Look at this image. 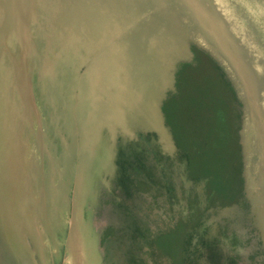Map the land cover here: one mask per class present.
Instances as JSON below:
<instances>
[{"label": "rangeland", "instance_id": "rangeland-1", "mask_svg": "<svg viewBox=\"0 0 264 264\" xmlns=\"http://www.w3.org/2000/svg\"><path fill=\"white\" fill-rule=\"evenodd\" d=\"M214 1L224 6L225 11L246 28L249 38L254 39L255 49L264 59V0ZM147 5L154 9L151 1ZM39 8V1H36L35 10L41 20ZM40 25L38 22L37 28L32 20L28 22L26 37L30 43H27L25 69H29V53L43 57L51 55L48 50H54L51 31L45 26L44 31L40 30ZM13 34L17 38V34ZM187 38L182 40L185 50L181 51L180 57H174L178 59V66L172 84L165 85L161 79L163 75H160L163 81L159 90L161 100L159 97L155 103L147 99L135 111L133 107L129 110L123 107L126 116L122 125L108 124L106 119L94 115L90 124L92 132L96 130L94 123L102 126L98 132L102 140L98 144V157L104 155L105 158L102 161L96 155L92 170H83L77 176V187L69 180L65 200L56 191V201L46 202L38 198L29 206L31 190L26 191L15 217V227L11 225V231L13 228L18 235L16 242L20 250L17 259L13 258L9 243L0 234V264H74L76 258L78 264H264L262 212L257 208L251 214L248 199L246 178H249L250 159L244 156L243 148L253 142V137L250 136L252 128L246 109H243L246 105L228 78L232 75L231 70L221 66L195 40ZM16 45H19L17 53ZM21 48L23 44L14 42L13 38L3 43L2 53H8L10 57L6 61L2 57L1 65L5 66L9 60L22 74ZM84 71L85 65L80 60L77 76ZM171 71H168L170 75ZM168 73L163 72L164 75ZM27 75L31 97L38 106L41 125L44 126L42 150L47 152L52 165L55 164L56 172L61 173L64 170L59 164V142L54 132L60 134L62 124L49 123L48 115L40 110L43 102L35 91L36 74L27 70ZM122 76L123 71H117L118 83L123 82ZM216 77L225 80L234 95ZM15 96L19 98L20 95ZM60 97L65 98L64 87ZM9 104L16 105L17 102L13 100ZM83 108L89 110L87 105ZM87 114L83 112L81 117L85 118ZM25 133L28 135L27 130ZM30 134H24L20 140L23 148L20 166L26 180L31 158ZM61 134L65 147H68L69 139ZM5 141L0 145V179H5L3 188L8 195V186L12 188L14 180L11 147ZM235 142L239 145V163L234 158ZM198 143H202L201 146ZM76 156L77 152L73 155L72 166L78 163ZM65 180L63 173L60 179L55 175L54 186L61 191L62 182L68 181ZM0 201L4 205L1 198ZM31 215L35 218L32 219ZM70 232L77 239L73 245ZM35 239L37 243L32 241ZM73 249H78V253Z\"/></svg>", "mask_w": 264, "mask_h": 264}, {"label": "water", "instance_id": "water-1", "mask_svg": "<svg viewBox=\"0 0 264 264\" xmlns=\"http://www.w3.org/2000/svg\"><path fill=\"white\" fill-rule=\"evenodd\" d=\"M36 1H39L41 20H38L35 10ZM149 1L154 9L147 5ZM214 2L0 0V59L3 57L6 61L8 57L1 50L2 44L8 39L13 38L14 42L23 44L20 55L22 74L9 60L5 66L0 62V145L7 139L11 147L10 161L14 180L12 188L9 189L8 186L7 195L3 188L5 180L0 179V198L4 201V205L0 204V234L9 243L14 259H17L20 249L11 225L15 227V217L17 218L21 209V200L25 198L26 191L31 190L28 196L29 206L39 199L54 202L61 194L65 200L69 180L76 184L77 176L83 170L91 171L94 165L92 160H95L96 155L102 161L105 158L104 155L98 157V146L102 140L98 133L100 126L96 123V130L92 132L90 124L95 119L94 115L96 118L106 119L108 124L121 125L125 120V110L133 107L135 111L147 99L155 103L159 97L161 100L160 75L164 71L167 74L172 69V75L168 73L162 77L164 84L169 87L178 66V59L174 57H180L181 51L185 50L182 40L188 39L187 37L195 40L221 66L231 70L233 76L228 75V78L246 105L243 109H246L253 137V142H248L243 148L244 156H249L250 159L247 169L249 178H246L249 206L251 214L260 208L261 223L264 224V59L255 49L254 39L249 38L246 28L226 12L224 6ZM29 20L37 26L41 22L40 30L45 26L51 31L54 50H48L51 55L45 54L43 57L29 53V69H25L27 43H30L26 37ZM18 48L19 45H16V53ZM80 60H83L85 71L77 76ZM27 70L36 74L35 91H38L40 101L43 102L40 103V110L48 115L49 123L56 125L61 122V133L70 141L68 147H65L62 134L54 132L59 142V164L64 170L61 173L56 172L55 164L52 165L47 152L42 150L44 126L41 125L40 111L31 97ZM120 70L123 71L126 83L124 78L123 84L118 83L116 74ZM63 87L64 99L60 97ZM16 94L20 95V99ZM13 100L17 104L10 106L9 102ZM85 105L89 106L88 111L83 108ZM83 112L88 113L85 118L81 117ZM101 114L103 116L99 117ZM25 129L28 130V135L32 133L27 180L24 179V169L20 166V154L23 153L20 140L24 134L27 135ZM80 138L82 141H77ZM103 143L106 144L107 141ZM76 152L77 168L75 164L72 166ZM42 161L44 168L39 165ZM62 173L68 181L62 182V189L59 191L54 186L55 175L60 178ZM251 184L253 187L250 189ZM32 212L35 214V209ZM31 217L35 218V215ZM7 236L10 237L8 240ZM69 239L72 244L77 240L73 232H70ZM32 241L37 243L36 239ZM73 250L77 253V249ZM74 264H78L77 258Z\"/></svg>", "mask_w": 264, "mask_h": 264}, {"label": "bare ground", "instance_id": "bare-ground-1", "mask_svg": "<svg viewBox=\"0 0 264 264\" xmlns=\"http://www.w3.org/2000/svg\"><path fill=\"white\" fill-rule=\"evenodd\" d=\"M225 3H226V2H225ZM225 3H224V4H225ZM249 3H250V2H249ZM227 4H228V2H227ZM230 5H231V4H230ZM249 6H250V5H249ZM36 7H37V6H36ZM252 8H253V7H252ZM245 9H246V7H245ZM247 9H248V8H247ZM234 10L236 11L235 8H234ZM238 10H239V9H238ZM253 10H254V9H253ZM257 10H258V9H257ZM260 10H262V8H261ZM239 12H240V11H239ZM243 13H245V12H243ZM250 14H251V13H250ZM257 14H258V13H257ZM252 15H253V14H252ZM244 16H245V15H244ZM257 18H258V16H257ZM257 18H256V19H257ZM251 21H252V19H251ZM30 22H31V21H30ZM33 23H34V22H33ZM37 28H38V26H37ZM30 29H31V28H30ZM42 31H43V30H42ZM28 34H29V33H28ZM41 34H42V33H41ZM31 35H32V34H31ZM43 35H44V34H43ZM28 37H29V36H28ZM17 38H18V37H17ZM29 40H30V37H29ZM184 40H185V39H184ZM20 44H21V43H20ZM30 45H32V43H31ZM21 46H22V45H21ZM34 47H35V46H34ZM45 47H46V45H45ZM35 48H36V47H35ZM4 49H5V48H4ZM21 49H22V48H21ZM31 49H32V48H31ZM1 50H2V49H1ZM6 50H7V49H6ZM6 50H5V51H6ZM11 52H12V51H11ZM33 52H34V51H33ZM36 52H37V51H36ZM15 53H16V52H15ZM15 53H14V54H15ZM19 53H20V52H19ZM27 53H28V52H27ZM6 54H8V53H6ZM10 54H11V53H10ZM11 55H12V54H11ZM8 56H9V55H8ZM15 56H16V55H15ZM9 57H10V56H9ZM14 58H15V57H14ZM16 58H17V57H16ZM28 58H29V57H28ZM29 59H30V58H29ZM29 59H28V60H29ZM10 61H11V58H10ZM11 62H12V61H11ZM15 64H16V62H15ZM19 67H20V66H19ZM26 67H27V66H26ZM27 69H28V68H27ZM167 73H168V72H167ZM163 76H164V74H163ZM119 77H120V76H119ZM122 77H123V76H122ZM160 78H161V76H160ZM121 79H122V78H121ZM161 79H162V78H161ZM122 80H123V79H122ZM124 80H125V78H124ZM118 81H119V80H118ZM161 82H163V81H161ZM122 83H123V82H122ZM165 85H167V84H165ZM164 88H165V87H164ZM164 88H163V89H164ZM161 89H162V88H161ZM32 96H33V95H32ZM19 98H20V96H19ZM19 98H18V99H19ZM11 102H12V101H11ZM13 104H14V103H13ZM37 107H38V106H37ZM100 111H101V110H100ZM125 116H126V114H125ZM125 116H124V117H125ZM143 116H144V115H143ZM156 119H157V118H156ZM156 119H155V120H156ZM125 123H126V122H125ZM109 124H110V123H109ZM153 124H154V123H153ZM121 125H122V124H121ZM154 125H155V124H154ZM108 126H109V125H108ZM111 126H112V125H111ZM124 126H126V125L124 124ZM101 127H102V126H101ZM101 127H100V128H101ZM119 128H120V127H119ZM122 128H123V127H122ZM112 130H113V129H112ZM257 130H258V128H257ZM27 131H28V130H27ZM100 131H101V130H100ZM100 131H99V132H100ZM258 131H259V130H258ZM122 133H123V132H122ZM31 134H32V133H31ZM43 134H44V133H43ZM127 134H128V133H127ZM127 134H126V135H127ZM26 136H28V135H26ZM250 136H251V135H250ZM29 137H30V136H29ZM29 137H28V138H29ZM129 137H130V136H129ZM24 138H25V137H24ZM26 138H27V137H26ZM26 138H25V139H26ZM28 138H27V139H28ZM131 138H132V137H131ZM42 139H43V137H42ZM129 139H130V138H129ZM252 139H253V138H252ZM30 140H31V139H30ZM30 140H27V142L30 141ZM21 141H22V139H21ZM243 141H244V140H243ZM6 142H8V141H6ZM42 142H43V140H42ZM165 143H166V142H165ZM5 144H6V143H5ZM26 144H28V143H26ZM29 144H30V143H29ZM43 144H44V143H43ZM45 144H46V143H45ZM31 145H32V144H31ZM4 146H5V145H4ZM171 146H172V145H171ZM46 147H47V146H46ZM167 147H170V146L168 145ZM1 148H2V147H1ZM26 148H27V147H26ZM166 149H167V148H166ZM2 150H3V148H2ZM164 150H165V148H164ZM165 151H166V150H165ZM168 151H169V150H168ZM4 152H5V151H4ZM28 152H29V151H28ZM44 152H45V151H44ZM29 153H30V152H29ZM29 153H28V154H29ZM24 154H25V153H24ZM169 155H170V154H169ZM0 156H1V153H0ZM2 156H3V155H2ZM23 157H24V156H23ZM26 159H27V158H26ZM0 160H1V159H0ZM1 161H2V160H1ZM75 167H76V166H75ZM6 171H7V169H6ZM58 172H59V171H58ZM2 173H3V172H2ZM5 174H6V173H5ZM3 176H4V175H3ZM82 176H83V175H82ZM10 177H11V176H9V178H10ZM57 177H59V176H57ZM60 178H61V176H60ZM60 178H59V179H60ZM79 179H80V178H79ZM4 180H5V179H4ZM7 180H9V179H7ZM11 181H12V180H11ZM80 181H81V180H80ZM5 183H6V182H5ZM60 183H61V182H60ZM61 185H62V184H61ZM79 185H80V184H79ZM11 186H12V184H11ZM76 187H77V184H76ZM10 188H11V187H10ZM10 188H9V189H10ZM76 190H77V189H76ZM80 190H81V186H80L79 191H80ZM77 191H78V190H77ZM79 193H80V192H79ZM83 193H84V192H83ZM83 193H80V194H83ZM77 196H78V195H77ZM73 197H74V196H73ZM75 197H76V196H75ZM72 199H73V198H72ZM82 200H83V199H82ZM1 202H2V201H1ZM3 202H4V201H3ZM83 202H84V201H83ZM23 204H24V203H23ZM82 204H83V203H82ZM70 205H71V204H70ZM71 206H72V205H71ZM75 206H76V203H75ZM76 208H77V207H76ZM75 210L78 211L77 209H75ZM71 211H72V210H71ZM79 213H81V212H79ZM77 214H78V212H77ZM75 215H76V214H75ZM75 215H74V216H75ZM80 217H81V216H80ZM76 219H77V218H76ZM76 219H75V220H76ZM78 219H80V218H78ZM16 222H17V221H16ZM75 222H78V221H75ZM20 224H21V223H20ZM17 226H18V225H17ZM19 227H20V226H18V228H19ZM79 235H80V234H79ZM17 236H18V235H17ZM17 236H16V238H17ZM87 236H88V235H87ZM7 237H8V236H7ZM20 238H21V237H20ZM84 238H85V237H84ZM94 238H95V237H94ZM17 239H18V238H17ZM17 239H16V241H18ZM21 239H22V238H21ZM21 241H22V240H21ZM21 241H20V242H21ZM20 242H19V243H20ZM16 243H17V242H16ZM72 245H73V244H72ZM76 246H77V244H76ZM72 248H73V247H72ZM78 249H79V248H78ZM78 249H77V250H78ZM71 251L73 252V250H71ZM81 252H82V251H81ZM77 253H78V252H77ZM80 254H81V253H80ZM73 255H74V254H73ZM76 257H77V256H76ZM81 258H82V256H81ZM78 261H79V260H78ZM80 261H81V260H80ZM82 261H83V260H82ZM79 263H80V262H79ZM92 263H93V262H92Z\"/></svg>", "mask_w": 264, "mask_h": 264}, {"label": "trees", "instance_id": "trees-1", "mask_svg": "<svg viewBox=\"0 0 264 264\" xmlns=\"http://www.w3.org/2000/svg\"><path fill=\"white\" fill-rule=\"evenodd\" d=\"M205 58H207L206 59V61H209V57L208 56H206ZM219 77V76H218ZM218 77H216L217 78V80H219V78ZM221 80V79H220ZM219 80V82L221 83V84H223L224 85V87L226 88V89H228V90H230L231 91V93H232V95H234V93H233V91H232V89H231V87L228 85V83L225 81V80H221V81H223V82H221ZM218 86V85H217ZM203 143V142H202ZM202 143H198V145H200V144H202ZM201 146V145H200ZM239 145L235 142L234 143V152H235V162H236V160L239 158V155H238V149H239V147H238ZM193 148V147H192ZM237 152V153H236ZM234 162V161H233ZM238 163H239V159H238ZM239 194H240V191H239Z\"/></svg>", "mask_w": 264, "mask_h": 264}]
</instances>
